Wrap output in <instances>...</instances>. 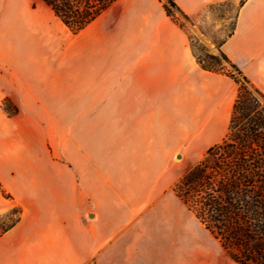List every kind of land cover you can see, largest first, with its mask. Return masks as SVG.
I'll use <instances>...</instances> for the list:
<instances>
[{
    "label": "crops",
    "instance_id": "1",
    "mask_svg": "<svg viewBox=\"0 0 264 264\" xmlns=\"http://www.w3.org/2000/svg\"><path fill=\"white\" fill-rule=\"evenodd\" d=\"M171 1L190 18L213 5H234L232 34L219 49L252 87L264 92V0ZM109 14L111 33L123 36L110 44L134 51L131 56L140 60L130 67L132 79L140 80V130L212 131L200 140L216 139L229 124L234 82L201 70L187 34L166 16L160 0H116L87 28ZM47 78L35 81L30 69L19 65L8 84L0 83V97L20 104L6 123L11 136L0 137V185L11 196L3 198L0 190V217L20 210L15 224L0 235V264H193L199 253L184 249L172 255L155 249L162 237L140 232L144 221L154 218L158 225L165 218L169 224L175 206L181 214H191L173 192L164 194L169 184L162 176L145 185V162L162 161L163 156L140 149V174L126 181L122 192L107 177L97 176L90 159L83 166L80 160L67 165L59 139L55 154L48 148L34 152L27 134L36 123L30 116L35 111L24 99L48 88ZM2 140L8 142L5 148ZM141 145L145 142L140 139ZM166 240L185 245L192 239L178 233Z\"/></svg>",
    "mask_w": 264,
    "mask_h": 264
},
{
    "label": "rangeland",
    "instance_id": "2",
    "mask_svg": "<svg viewBox=\"0 0 264 264\" xmlns=\"http://www.w3.org/2000/svg\"><path fill=\"white\" fill-rule=\"evenodd\" d=\"M236 10L231 3H223L188 19L173 10L195 54L202 59L216 57L224 69L221 75L231 71L221 59L219 47L233 30ZM112 16L73 35L41 0H0V83L8 84L19 65L27 66L35 81L41 75L48 76V88L43 86L39 96L24 99L35 111L30 116L36 123L27 134L34 152L48 148L55 154L59 139V149L70 161L67 165L80 160L83 166L90 159L96 164L97 176L107 177L113 188L122 192L127 189L126 181L140 174V149L145 155H161L162 161L145 162V185H151V177L155 183L162 176L169 184L164 194L171 195L178 181L206 157V151L222 142L228 125L209 143L200 139L212 131L140 130V80L132 79L134 68H130L140 60L131 56L134 51L110 44V39L120 42L123 37L111 33ZM237 90L236 85L233 100ZM19 108L15 99L0 97L1 138L11 136L6 123ZM140 139L145 145L140 146ZM6 145L8 142L2 140L1 146ZM0 190L3 198H11L1 185ZM171 214L169 224L165 218L158 225L154 218L140 228L141 233L162 237L154 243L155 249L172 255L184 249L199 253L193 264H235L192 213L183 215L175 206ZM19 215L18 208L12 209L0 217V227L11 226ZM179 223L185 229L180 230ZM178 233H186L192 240L185 245L166 240Z\"/></svg>",
    "mask_w": 264,
    "mask_h": 264
},
{
    "label": "trees",
    "instance_id": "3",
    "mask_svg": "<svg viewBox=\"0 0 264 264\" xmlns=\"http://www.w3.org/2000/svg\"><path fill=\"white\" fill-rule=\"evenodd\" d=\"M41 1L77 35L116 0ZM163 9L176 24L173 10L188 19L171 0H164ZM193 54L202 71L224 73L216 57ZM220 57L231 68L225 75L238 86L227 134L178 181L173 193L235 264H264V95L221 51ZM15 222L0 227V235Z\"/></svg>",
    "mask_w": 264,
    "mask_h": 264
}]
</instances>
